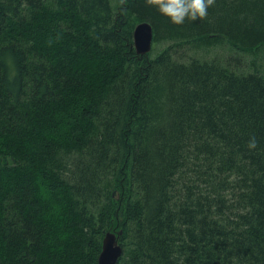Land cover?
I'll return each mask as SVG.
<instances>
[{
  "label": "trees",
  "instance_id": "1",
  "mask_svg": "<svg viewBox=\"0 0 264 264\" xmlns=\"http://www.w3.org/2000/svg\"><path fill=\"white\" fill-rule=\"evenodd\" d=\"M147 22L151 51L133 47ZM264 0H0V264H264ZM251 137L258 141L249 149Z\"/></svg>",
  "mask_w": 264,
  "mask_h": 264
},
{
  "label": "water",
  "instance_id": "2",
  "mask_svg": "<svg viewBox=\"0 0 264 264\" xmlns=\"http://www.w3.org/2000/svg\"><path fill=\"white\" fill-rule=\"evenodd\" d=\"M153 31L147 22L138 23L133 30V47L137 55L148 54L152 49ZM122 231H108L104 234L101 245V252L97 264H117L122 256V247L118 241Z\"/></svg>",
  "mask_w": 264,
  "mask_h": 264
},
{
  "label": "clouds",
  "instance_id": "3",
  "mask_svg": "<svg viewBox=\"0 0 264 264\" xmlns=\"http://www.w3.org/2000/svg\"><path fill=\"white\" fill-rule=\"evenodd\" d=\"M148 3L155 5L172 24L183 25L186 20H202L207 17L214 0H148ZM257 145L255 137H251L247 143L249 149H256Z\"/></svg>",
  "mask_w": 264,
  "mask_h": 264
},
{
  "label": "rangeland",
  "instance_id": "4",
  "mask_svg": "<svg viewBox=\"0 0 264 264\" xmlns=\"http://www.w3.org/2000/svg\"><path fill=\"white\" fill-rule=\"evenodd\" d=\"M194 57L203 59V60H213L216 59L218 61H220L222 64L227 62V61H231L233 63V61L235 62L237 59L239 62V67L241 68H247L249 70H251V62L253 60H255L258 69H260V71H262V73L264 74V49L257 53V55H252V54H245V53H240L238 51H229V47L228 45L224 44L221 48H214V49H209V50H205V51H200L198 53H189Z\"/></svg>",
  "mask_w": 264,
  "mask_h": 264
}]
</instances>
